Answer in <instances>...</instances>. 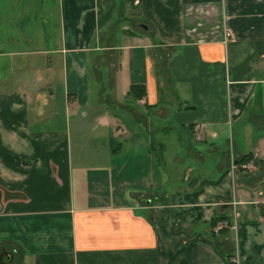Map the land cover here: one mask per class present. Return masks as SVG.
Returning a JSON list of instances; mask_svg holds the SVG:
<instances>
[{"label": "crops", "instance_id": "obj_1", "mask_svg": "<svg viewBox=\"0 0 264 264\" xmlns=\"http://www.w3.org/2000/svg\"><path fill=\"white\" fill-rule=\"evenodd\" d=\"M50 2L0 0V255L264 264V0Z\"/></svg>", "mask_w": 264, "mask_h": 264}, {"label": "trees", "instance_id": "obj_2", "mask_svg": "<svg viewBox=\"0 0 264 264\" xmlns=\"http://www.w3.org/2000/svg\"><path fill=\"white\" fill-rule=\"evenodd\" d=\"M130 1L132 2L134 0H130ZM129 94L134 100H138V101H141L145 99L146 97L145 88L142 85L140 86L132 85L130 87ZM246 160L247 159L244 158L241 161L243 162ZM241 161L235 162V163L240 164ZM218 225H223V227L219 229L217 233H215L214 232L215 228ZM230 226H231L230 211L226 210L222 214H214L212 218L210 219V229H211V234L213 235V237H216L215 241L218 240V238L222 237V235H226L227 232L230 231ZM215 243H216V247L219 248L220 244H217V242Z\"/></svg>", "mask_w": 264, "mask_h": 264}, {"label": "water", "instance_id": "obj_3", "mask_svg": "<svg viewBox=\"0 0 264 264\" xmlns=\"http://www.w3.org/2000/svg\"><path fill=\"white\" fill-rule=\"evenodd\" d=\"M138 26L142 29H145L146 26L142 25V24H138ZM11 261V255L8 253H2L0 255V264H10Z\"/></svg>", "mask_w": 264, "mask_h": 264}, {"label": "rangeland", "instance_id": "obj_4", "mask_svg": "<svg viewBox=\"0 0 264 264\" xmlns=\"http://www.w3.org/2000/svg\"><path fill=\"white\" fill-rule=\"evenodd\" d=\"M12 1H15V0H4V2H6V3H11ZM20 1H22V2H24V3H31V2H40V1H46V3H48V4H50L51 2H50V0H20ZM21 7V6H20ZM14 11H17V9H15ZM5 24L4 23H2L1 24V28L4 26ZM7 27H9V26H7ZM12 30H15V29H12Z\"/></svg>", "mask_w": 264, "mask_h": 264}, {"label": "built area", "instance_id": "obj_5", "mask_svg": "<svg viewBox=\"0 0 264 264\" xmlns=\"http://www.w3.org/2000/svg\"><path fill=\"white\" fill-rule=\"evenodd\" d=\"M232 169L234 170L235 169V166H232ZM263 211H264V209H263ZM223 227V225H218L216 228H215V233H217L218 232V230L219 229H221ZM230 229H233V227L232 226H230Z\"/></svg>", "mask_w": 264, "mask_h": 264}]
</instances>
